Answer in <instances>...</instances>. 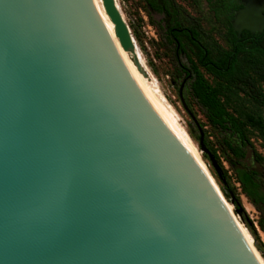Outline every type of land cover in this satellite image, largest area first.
Wrapping results in <instances>:
<instances>
[{
  "label": "water",
  "instance_id": "water-1",
  "mask_svg": "<svg viewBox=\"0 0 264 264\" xmlns=\"http://www.w3.org/2000/svg\"><path fill=\"white\" fill-rule=\"evenodd\" d=\"M0 264H260L94 0H0Z\"/></svg>",
  "mask_w": 264,
  "mask_h": 264
},
{
  "label": "rangeland",
  "instance_id": "rangeland-1",
  "mask_svg": "<svg viewBox=\"0 0 264 264\" xmlns=\"http://www.w3.org/2000/svg\"><path fill=\"white\" fill-rule=\"evenodd\" d=\"M240 1L245 8L244 10L256 11L260 8H262V12L264 10L262 0ZM116 4L129 27L139 50L143 66L157 84L164 99L175 111L180 125L187 131L199 152L202 162L221 192L220 185L215 180L211 168L206 160L202 158L197 142L190 135L191 133L194 136L198 134L195 124H198L201 132H205L208 145L218 151L220 162L230 177L231 186L239 197L244 217L255 231V237L246 227L243 217L234 211L231 202L223 196L222 192L221 194L231 206L233 215L245 227L246 231L248 230L252 237L254 248L264 261V233L259 227V222L264 223V205L255 206L250 199L242 194L241 187L235 181L231 167L227 163L225 142L229 140L230 134L212 129L207 124L200 108L189 94L190 83L185 86V100L195 122L181 105L177 91L184 76L177 66L180 63L185 68H191V64L196 61L197 49L183 34H177L176 38L183 49L176 56V45L174 41L169 39L167 33L171 28L193 30L196 32L198 42L208 50L209 58L212 61H218L223 51L231 50L234 40L237 38L242 40L243 38L241 35H235L234 37L231 34V30L234 31L231 25L233 13L241 7L239 0H116ZM239 13L235 15L232 22L237 30L239 29L238 25L241 28H246L244 25H247V29L251 31L254 30V26L257 29L261 26L260 16H253L252 12L249 11ZM253 45L254 43L250 45V43L244 42V47ZM258 48L261 49L260 45H258ZM247 53L244 56L250 55ZM252 53L261 59L259 53ZM129 58L133 62L130 55ZM198 69L204 78L210 84H213L212 78L205 70L200 66H198ZM146 79L149 78L147 77ZM249 139L254 150L264 160V146L261 140L258 139L256 134L251 132L249 133Z\"/></svg>",
  "mask_w": 264,
  "mask_h": 264
},
{
  "label": "trees",
  "instance_id": "trees-1",
  "mask_svg": "<svg viewBox=\"0 0 264 264\" xmlns=\"http://www.w3.org/2000/svg\"><path fill=\"white\" fill-rule=\"evenodd\" d=\"M177 31L197 49L196 61L191 64L189 94L212 129L230 134L229 140L225 142L226 158L242 194L253 205H264V160L254 150L249 139V133H254L264 146V50L259 49L257 43L244 47V43L236 45L234 40L231 50L223 51L218 61H212L208 50L198 42L196 32L191 29L171 28L167 31L169 39L178 43V47H175L177 53L183 49L176 38ZM231 34L234 37L236 35L232 30ZM252 52L259 53L261 59ZM246 53L250 55L244 56ZM198 66L212 78L213 84L204 78ZM195 126L198 134L190 135L198 144L200 128L198 124ZM201 133L203 145L216 161L220 174L211 167L207 155L202 154V158L211 168L223 196L231 202L234 211L243 217L246 227L255 237V231L244 217L239 197L231 186L230 177L220 162L218 151L208 145L205 132ZM259 227L264 233L263 222H259Z\"/></svg>",
  "mask_w": 264,
  "mask_h": 264
},
{
  "label": "bare ground",
  "instance_id": "bare-ground-1",
  "mask_svg": "<svg viewBox=\"0 0 264 264\" xmlns=\"http://www.w3.org/2000/svg\"><path fill=\"white\" fill-rule=\"evenodd\" d=\"M94 1H95L96 6H97L98 12L100 14L101 20H102V22H103V24H104L107 32L109 33L111 39L113 40V43H114V45H115V47H116L119 55L121 56L122 60L124 61V63L128 67V69L131 71V73L134 75V77L137 79V81L140 83V85L147 92V94L155 102V104L158 106V108L162 112L163 116L171 124V126L176 130V132L179 134V136L181 137V139L183 140V142L186 144V146L188 147V149L190 150V152L193 154V156L195 157V159L197 160V162L200 164V166L202 167V169L204 170V172L206 173V175L208 176V178L212 182L213 186L215 187V189L217 190V192L219 193V195L223 199V201L226 204L229 212L233 216V219L235 220V222H236L239 230L241 231L243 237L245 238V240L247 241V243L249 244V246L253 250V252H254L255 256L257 257V259L259 260L260 264H264L263 259L260 257L259 253L257 252V250L253 246V241H252L251 236L246 231V229L244 228V226L233 215L231 206L222 197V195H221V193H220L217 185L215 184V182H214L213 178L211 177L210 173L208 172L206 166L202 162L197 148L195 147L194 143L192 142L191 138L189 137L187 131L180 125L179 118L176 115L175 111L172 109V107L164 99V97L162 96V94H161V92H160L157 84L151 78V76L148 73V71L146 70V68L143 66L142 60H141V57H140V53H139V50H138L136 44H135V47H136V54H137L138 61H139L140 65L142 66L141 68L143 70H145V72L147 73L149 79H146L137 70L135 64L129 58V54H127L126 52H123V50L120 48V46L118 44V41H117V39L114 36L113 25L111 24L109 18L107 17V15L105 14V12L103 10L102 4H101V0H94ZM115 4H116V0H115ZM244 26L246 28H248L247 25H244ZM149 80H151V82H149Z\"/></svg>",
  "mask_w": 264,
  "mask_h": 264
},
{
  "label": "flooded vegetation",
  "instance_id": "flooded-vegetation-1",
  "mask_svg": "<svg viewBox=\"0 0 264 264\" xmlns=\"http://www.w3.org/2000/svg\"><path fill=\"white\" fill-rule=\"evenodd\" d=\"M263 3H264V0H262ZM240 2V5L241 7L239 9H237L236 11H234L233 13V18L235 17V13L239 10H241L243 8V4L242 2L239 0ZM244 11H249V12H252V15L253 16H260L261 17V26L257 29L254 25V33H250L248 31H242L240 33V35L243 37L242 40H239L238 38L236 39V42L235 44H243L244 42L246 43H250V45H252V43H257V45H260L261 41L264 40V17L261 16V15H264V10L262 12V8L256 10V11H252V10H244ZM241 13V12H240ZM239 13V14H240ZM232 18V20H233ZM232 20H231V25H232ZM238 25V24H237ZM239 29H241V27L238 25ZM233 28V27H232ZM238 29V30H239ZM184 30H187V29H184ZM258 30V31H256ZM262 30L260 33L259 31ZM178 33L177 34H182L180 33V31H177ZM235 32V31H234ZM236 33V32H235ZM236 35H238L236 33ZM175 45L178 47V43H175ZM181 51H179L178 53L175 51L176 53V56L180 53ZM178 66H179V71L183 74V79H182V82L178 88V91H177V94H178V99L181 103V100H180V91H181V95L183 97V100L187 106V103H186V100H185V86L188 85L190 83V80H191V77H192V70L191 68H185L184 66H182L180 63H178ZM182 105V103H181ZM183 106V105H182ZM188 107V106H187Z\"/></svg>",
  "mask_w": 264,
  "mask_h": 264
}]
</instances>
